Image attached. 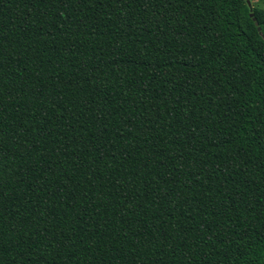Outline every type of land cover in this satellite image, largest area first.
<instances>
[{"label":"trees","instance_id":"16d2710c","mask_svg":"<svg viewBox=\"0 0 264 264\" xmlns=\"http://www.w3.org/2000/svg\"><path fill=\"white\" fill-rule=\"evenodd\" d=\"M245 4L0 0V264H264Z\"/></svg>","mask_w":264,"mask_h":264},{"label":"rangeland","instance_id":"374dc122","mask_svg":"<svg viewBox=\"0 0 264 264\" xmlns=\"http://www.w3.org/2000/svg\"><path fill=\"white\" fill-rule=\"evenodd\" d=\"M251 1V4H252V7L254 9V7H261V8H264V0H250ZM245 9L248 13L251 12V8L246 0V4H245ZM263 31H264V27L262 28Z\"/></svg>","mask_w":264,"mask_h":264},{"label":"water","instance_id":"95a60500","mask_svg":"<svg viewBox=\"0 0 264 264\" xmlns=\"http://www.w3.org/2000/svg\"><path fill=\"white\" fill-rule=\"evenodd\" d=\"M247 2H248L249 6L251 8L250 16L253 17V19L255 20L256 25L258 26V29L261 31L262 27L259 25V22L256 20V17L254 16V12H253V7H252V4H251V1L247 0Z\"/></svg>","mask_w":264,"mask_h":264}]
</instances>
